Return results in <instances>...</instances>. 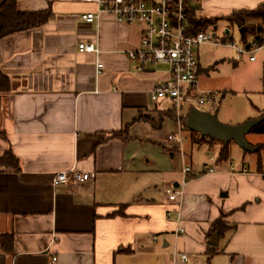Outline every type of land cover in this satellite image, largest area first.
I'll return each instance as SVG.
<instances>
[{
	"label": "crops",
	"instance_id": "crops-1",
	"mask_svg": "<svg viewBox=\"0 0 264 264\" xmlns=\"http://www.w3.org/2000/svg\"><path fill=\"white\" fill-rule=\"evenodd\" d=\"M263 5L236 0L232 12ZM18 9L51 10L53 18L0 41V70L13 85L0 95V158L11 151L19 160L18 170L0 166V236L13 237L11 244L0 242V264H175L176 253L188 256L176 264H193L196 257L208 264L221 217L230 229L219 233L211 261L264 264V167L259 156L254 170L244 165L255 153L230 143L228 161L220 162L224 144H196L209 147L206 167L215 172L194 173L184 197L169 200L183 172L151 154L176 147L160 135L172 120V103L151 97L170 73L166 66L138 72L127 57L140 45V28L108 16L85 23L81 15L96 8L73 0H18ZM82 43L95 44L99 58L80 52ZM164 113L167 119L158 123ZM182 113L180 127L175 117L181 134L188 118ZM149 115L153 120L145 119ZM123 131L125 137L113 136ZM261 136L250 133L247 140L258 146ZM72 168L95 178L53 185L55 174Z\"/></svg>",
	"mask_w": 264,
	"mask_h": 264
},
{
	"label": "built area",
	"instance_id": "built-area-1",
	"mask_svg": "<svg viewBox=\"0 0 264 264\" xmlns=\"http://www.w3.org/2000/svg\"><path fill=\"white\" fill-rule=\"evenodd\" d=\"M84 4L93 5L95 12L81 15V20L91 24L100 20L102 16L112 18L116 23L127 26L139 27L142 33L138 48L129 50L127 57L136 63L138 72H144L151 66H166L169 68L170 79L158 84L152 92V100L160 102L168 100L172 103L173 113L179 123L183 107L188 105L204 107L216 105V94L201 95L198 87V75L200 70L197 50L205 44H218L215 42V34L210 31L193 32L188 21L190 0H73ZM237 50L239 56L244 54L254 59V54L264 49V40L255 38L253 42H245L244 48H239L235 42L225 44ZM79 51L96 54L99 58L100 49L92 43L79 44ZM97 76L102 73V64L97 61ZM196 107V108H197ZM168 140L176 146L183 144L181 134L179 137L169 136ZM183 158V183L179 188L169 193V200L176 202L184 197L185 187L194 176V170ZM205 172L212 174L213 168L206 167ZM95 178L94 174L79 172L72 168L67 172L54 175L53 185H65L70 180L77 183H85ZM171 213H168L170 219ZM185 233L184 228H179L177 236ZM156 239V238H155ZM57 259L54 258V261ZM188 262L186 254L176 253L174 263Z\"/></svg>",
	"mask_w": 264,
	"mask_h": 264
},
{
	"label": "rangeland",
	"instance_id": "rangeland-1",
	"mask_svg": "<svg viewBox=\"0 0 264 264\" xmlns=\"http://www.w3.org/2000/svg\"><path fill=\"white\" fill-rule=\"evenodd\" d=\"M235 3L236 0H190L189 2L190 10H196L199 19L216 23V29H208V31L215 34L214 40L218 44L202 45L197 53L200 65L198 75L199 91L201 95L216 94L217 104L214 108L212 105H207L200 108V110L216 115L220 122L228 126L242 125L249 121L246 120L247 117L258 118L260 116L258 110L264 109V49L254 54L255 61H253L248 55L239 56L236 49L225 46V44L235 42L239 48H244L245 42L251 43L255 39L248 32L244 42L239 26L231 25L227 21V18L234 13L232 8H235ZM248 23L256 26L254 27L256 30L255 36L262 38L263 35L260 32H262L263 27L259 24V21L251 18ZM227 30L230 31L229 35L226 34ZM162 107L169 109L170 104L164 102ZM188 108V106H184L182 116H185V118L188 115ZM165 115L166 113L157 116V122H162L167 117ZM168 117L172 120L160 131L161 139L167 141V143L169 136L179 137L180 134L174 114L169 113ZM145 119L151 121L153 116H146ZM182 129V146L177 145L175 147L171 145L170 147L166 146L167 148L163 146L161 152L160 149H156V153L151 155L154 160L160 163L172 165L181 175L183 156L187 165L193 167L194 173H201L206 165L209 166L208 163L210 164L208 156L210 149L208 146L198 147L194 143V140L199 137L186 129V121L182 123ZM251 139L254 138L251 137ZM260 141L262 144L264 143V136H261ZM256 155L252 156V162L244 164L246 168L251 166L254 170L257 167L256 160H258L259 155L264 167V150L257 157ZM244 261L247 264L251 263V260L247 258ZM190 262H193V264H206L205 260L203 263L199 257L194 260L191 259ZM210 264H225V262L222 259H215Z\"/></svg>",
	"mask_w": 264,
	"mask_h": 264
},
{
	"label": "trees",
	"instance_id": "trees-1",
	"mask_svg": "<svg viewBox=\"0 0 264 264\" xmlns=\"http://www.w3.org/2000/svg\"><path fill=\"white\" fill-rule=\"evenodd\" d=\"M188 21L191 24L193 32H204L208 31V29L214 30L216 28V23L212 21H207L203 19H199L196 15V10H188ZM53 18V13L51 10L41 11V12H21L18 9V0H0V41L4 38L20 33L23 31L33 30L40 28L47 24ZM253 18L259 21V24L263 27L261 36L262 38H258L255 36V28L253 24H249L248 21ZM227 21L231 25H238L240 30L242 28L245 29V32L242 34L244 42L246 41V34L250 32L255 38H258L260 42L264 40V5L260 6L254 11H237L234 12L231 16L227 18ZM251 28V29H250ZM13 91V85L11 79L4 74L0 70V95L9 94ZM260 120L258 126H256L251 134L254 135H262L264 136V111L257 119ZM126 131L120 133H114V137H125ZM199 138L194 140V143L197 145H202L205 142H218L216 140H212L209 137H203L200 134H195ZM255 148V154L259 155L262 150H264V143L262 145L253 146ZM229 159V145H223V148L219 155V161L225 162ZM0 166L4 167H12L15 169H19V160L13 155L11 151H8L4 157L0 158ZM258 166L261 167V156L259 155V163ZM223 218L218 219L213 225V233L219 232L221 235L224 234L227 230H229ZM233 229V228H231ZM211 237V236H210ZM13 241V237L10 235L0 236V242H2L3 246L7 244H11ZM219 253L217 247L208 246L207 257L208 264H210L211 260L214 256Z\"/></svg>",
	"mask_w": 264,
	"mask_h": 264
},
{
	"label": "water",
	"instance_id": "water-1",
	"mask_svg": "<svg viewBox=\"0 0 264 264\" xmlns=\"http://www.w3.org/2000/svg\"><path fill=\"white\" fill-rule=\"evenodd\" d=\"M240 32L243 34L245 29L242 28ZM226 33L229 35L230 32ZM259 123L260 120H249L242 125L228 126L220 122L216 115L194 107L188 115L186 128L193 133L221 142L225 146L235 143L246 153H255L256 150L248 142L247 136ZM219 235L218 231L214 233L209 240L210 246L217 247L219 245Z\"/></svg>",
	"mask_w": 264,
	"mask_h": 264
}]
</instances>
